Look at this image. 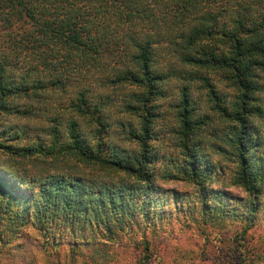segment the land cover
I'll return each instance as SVG.
<instances>
[{"label":"trees","instance_id":"trees-1","mask_svg":"<svg viewBox=\"0 0 264 264\" xmlns=\"http://www.w3.org/2000/svg\"><path fill=\"white\" fill-rule=\"evenodd\" d=\"M0 32V115L23 119L45 115L49 110L43 111L40 104L57 92L65 95L58 106L66 117L62 119L58 111L47 115L46 133L53 142L44 155L59 150L63 156L120 171L147 183L149 196L152 188L145 168L149 119L144 114L138 129L116 122L139 143L140 152L114 147L105 155L99 136L113 123L103 116L110 97H103L100 89L137 87L130 96L135 102L123 99L122 110H146L147 103L163 95L162 79H199L208 88L213 108L231 122L222 139L235 152L236 178L252 197V211L258 209L256 166L262 167L264 159V0H0ZM203 71L219 75L233 89L230 107L222 104L226 96L220 97ZM180 91L186 138L197 123L199 107L190 97L189 85ZM83 123L92 126L89 133L96 134L95 140L84 132ZM2 132L0 144L6 139ZM43 149L41 142L19 148L26 155ZM187 155L193 159L189 162L193 180L209 173L205 168L197 172L198 160L209 166L200 153L187 147ZM7 170L0 162V201H30L27 208H33L36 217H70L72 227L75 223L92 226L95 216V222H103L105 209L120 208L123 193L132 190L124 183L116 188L82 176L51 174L38 190L20 197L14 184L18 177ZM252 223L253 219L246 226ZM72 252L70 261L76 262L78 251ZM235 257L232 253L227 264H237ZM261 258L251 255L244 264H264Z\"/></svg>","mask_w":264,"mask_h":264},{"label":"rangeland","instance_id":"rangeland-1","mask_svg":"<svg viewBox=\"0 0 264 264\" xmlns=\"http://www.w3.org/2000/svg\"><path fill=\"white\" fill-rule=\"evenodd\" d=\"M2 40L0 36V46ZM201 73L213 83L220 97L226 96L222 104L230 107L233 89L219 75ZM159 84L164 93L147 103L146 110L125 112L121 102L123 99L135 102L130 96L138 91L137 87L124 84L100 89L103 97H110L103 116H109L113 123L99 136V146L105 155L114 147L131 154L140 152L139 143L128 138L126 130L116 122L121 120L138 129L144 114L149 119V160L145 167L152 188L149 196L147 183L120 171L63 156L59 150L51 156L44 155L53 142L46 133L50 123L47 115H57L53 113L58 111L61 117H66L58 106L63 105L64 94H52L40 104L43 111L49 110L46 116L23 119L0 115V129L5 131L1 136L6 138L1 141L5 146L0 144V162L18 177L14 184L21 191L20 197L38 190V185L51 174L82 176L116 188L124 183L132 188L123 193L120 208L108 206L103 222H95V216L92 226L75 223L72 227L70 217L38 218L33 208H27L30 201L1 200L0 264H227L232 253L236 254L237 264L241 261L244 264L251 255L262 256L264 261V159L262 167L256 166L259 205L252 211L249 204L252 197L236 178L235 152H230L222 139L231 122L222 111L213 108L208 88L199 79L189 82L177 76L164 78ZM184 85L190 86V97L199 107L196 106L197 123L186 138L182 134L179 106ZM12 127L17 131L14 134ZM91 127L82 125L85 133ZM23 128L25 131L21 132ZM88 137L95 140L96 134L89 133ZM40 142L44 147L40 153L26 155L19 150ZM187 147L209 161V166L206 161L196 163L198 173L202 168L209 172L199 175L201 178L196 181L189 175V162L193 159L188 157ZM21 179H27L30 185L23 184L25 180ZM149 197L151 204L147 201ZM252 219L253 223L247 227ZM75 249L77 259L71 262Z\"/></svg>","mask_w":264,"mask_h":264}]
</instances>
